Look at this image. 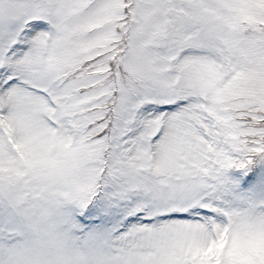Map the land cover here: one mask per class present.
<instances>
[{"label":"snow or ice","instance_id":"obj_1","mask_svg":"<svg viewBox=\"0 0 264 264\" xmlns=\"http://www.w3.org/2000/svg\"><path fill=\"white\" fill-rule=\"evenodd\" d=\"M0 264H264V0H0Z\"/></svg>","mask_w":264,"mask_h":264}]
</instances>
